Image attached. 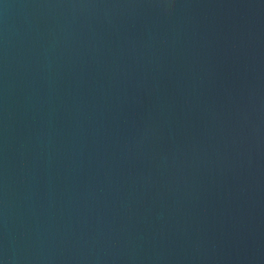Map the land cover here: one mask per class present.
<instances>
[{
  "label": "water",
  "instance_id": "obj_1",
  "mask_svg": "<svg viewBox=\"0 0 264 264\" xmlns=\"http://www.w3.org/2000/svg\"><path fill=\"white\" fill-rule=\"evenodd\" d=\"M0 264H264V0H0Z\"/></svg>",
  "mask_w": 264,
  "mask_h": 264
}]
</instances>
